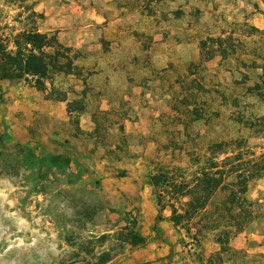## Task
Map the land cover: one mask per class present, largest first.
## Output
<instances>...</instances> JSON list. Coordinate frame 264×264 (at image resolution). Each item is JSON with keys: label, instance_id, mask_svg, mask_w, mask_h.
Instances as JSON below:
<instances>
[{"label": "rangeland", "instance_id": "obj_1", "mask_svg": "<svg viewBox=\"0 0 264 264\" xmlns=\"http://www.w3.org/2000/svg\"><path fill=\"white\" fill-rule=\"evenodd\" d=\"M217 4L0 0L1 26L22 27L19 14L26 15L32 6L42 14V31H63L64 44H82L72 47L82 74L54 80L56 90L68 96V112L72 105L69 121L43 116L29 143L0 140V264H96L105 249L113 259L128 257L134 249L116 233L134 219L148 240L170 239V252L157 260L160 264H208L210 257L213 264H264V173L249 183L247 194L258 202L260 215L229 247L216 243L219 231L214 229H206L201 247L183 229L177 228L174 238L171 232H157L158 223L169 221L157 219L150 182L157 164L193 172L194 158L205 163L212 156L210 146L217 143H225L224 152L214 153L220 160L240 148L250 157L264 153V100L255 92L258 67L264 65V32L252 29L236 12L240 5L226 9ZM145 12L153 22L149 28L139 25ZM122 16L128 21L123 54L114 23ZM226 32L225 58L220 52L212 58L202 54V40ZM247 33L254 36L244 38ZM89 36L95 57L85 65ZM141 46L151 52L145 55ZM80 101L83 113H89L85 131L80 130ZM67 135H76L81 144L62 143ZM57 156L60 164L54 162ZM223 200L222 192L213 197L203 212L206 220L214 219L217 208L223 210ZM104 233L112 237L98 241Z\"/></svg>", "mask_w": 264, "mask_h": 264}, {"label": "trees", "instance_id": "obj_2", "mask_svg": "<svg viewBox=\"0 0 264 264\" xmlns=\"http://www.w3.org/2000/svg\"><path fill=\"white\" fill-rule=\"evenodd\" d=\"M40 17L42 14L34 7L27 6L26 15L23 16L21 12L17 20L22 23V27L0 25V80L25 81L40 91L50 90L48 99L67 101V94L56 90L54 80L58 75L82 74L81 67L77 64L78 55L74 54L72 47L60 40L56 32L42 31L38 27ZM6 29H10L11 33H3ZM228 40L233 41V38ZM225 41L226 38L222 36H210L202 40V54L206 51L208 58H212L220 52L225 58L227 49L222 48ZM208 44H212V48ZM262 70L255 92L264 100V65ZM56 91H59L57 96ZM80 103V112L83 113L84 103ZM68 109L70 114L73 113L71 104ZM0 140H3L2 136ZM224 145L225 143L212 144V156L206 157L203 164L200 157L194 158L193 163L197 165V169L193 172L179 165L157 164L150 175L156 195L157 219H168L176 228L185 230L186 236L196 246L201 247L206 229H214L219 231L216 243L222 249L229 247L231 239L243 232L260 215L256 208L258 202L251 200L247 194L249 183L263 176L264 153L250 157L240 148L220 160L214 153L224 152ZM59 158L60 156L54 158V162L60 164ZM66 161L70 160L67 158ZM219 192L224 194L223 210L217 208L214 219L206 220L203 212ZM167 209L171 211L169 217L165 216ZM137 225V219H134L116 233L122 244L127 243L133 247L148 244V237ZM111 237L110 233H104L96 238L105 242ZM90 253L93 254L94 249ZM113 257L111 250L105 249L100 252L96 264H106ZM208 264H213L211 257L208 258Z\"/></svg>", "mask_w": 264, "mask_h": 264}, {"label": "crops", "instance_id": "obj_3", "mask_svg": "<svg viewBox=\"0 0 264 264\" xmlns=\"http://www.w3.org/2000/svg\"><path fill=\"white\" fill-rule=\"evenodd\" d=\"M217 1L222 3L220 8L233 9V7H239L240 5L241 8H238L236 12L242 15L243 18L245 17L246 22L249 23L252 29L257 28V32H264V0H236V3H233L232 0H214V8L218 6ZM122 9L126 8L124 7ZM215 12H218V10ZM104 20L106 19L104 18ZM114 23L117 25L115 30L120 31V36L116 43L120 42V53L123 54L127 50L124 40L127 38L125 32L126 29H128V21L126 20L125 16H122ZM163 24L164 21L160 22V25ZM139 25H143L145 28H149V26L151 27L153 25L152 18L147 15V12L141 16ZM228 33L229 32H226L220 35L224 37ZM59 35L58 37L61 41L62 39L66 38V33L63 31H61ZM180 35H182V33ZM253 36L254 33H247L244 35V38L250 39ZM86 39L89 52L82 58L85 65H88L94 61L95 56L92 52L94 48L91 44L93 38L89 36ZM133 39H135V36H130V40ZM162 40L166 41V39ZM180 42H182V39ZM66 45L73 47L74 49H78L80 46H82V44H76L72 41H67ZM135 45L137 44L135 43ZM165 45L166 44L163 42L162 47H166ZM180 47L181 44L178 46V49ZM141 51H143L145 55H148V53L151 52V49L149 50L148 47L145 48V46H141ZM78 63H82V61L78 60ZM258 69L260 70L259 73L262 74V67H258ZM0 95H2L1 98L3 100V102L0 104V136H2L3 140L5 141L10 140L25 144L29 143L32 140L35 126L38 125V119L42 118L43 116H46L52 120L54 119L57 122L61 121L63 123L69 121L70 119L69 112L67 111L66 101H55L53 99H48L44 91L38 90L36 87L31 86L25 81L11 82L7 80H0ZM80 116V119L82 120L80 122V130L85 131L87 128L84 125L88 123L89 113H82ZM77 138L76 135L72 137L67 135L62 143L68 145L75 143L81 144V141H75ZM78 140L80 139L78 138ZM68 159H71L70 161L73 165L74 159L71 157H68ZM78 159L82 161L80 157H78ZM165 216L169 217L170 212H166ZM176 230L177 228L170 221H163L157 225V232L160 235L169 234L168 232H171L170 237L174 238L172 234L175 233ZM155 234L156 232H153V236ZM166 240L170 241V239L167 238ZM167 241H164L163 239H150L148 240V244L145 247H139V249L130 245L134 251H132L131 254H128V257L118 256L106 264H144L146 262H148V264H160L161 261L157 260L168 255L171 249V245H167Z\"/></svg>", "mask_w": 264, "mask_h": 264}]
</instances>
